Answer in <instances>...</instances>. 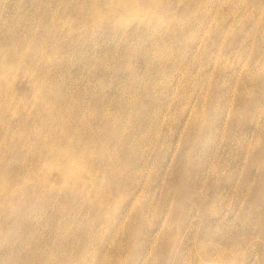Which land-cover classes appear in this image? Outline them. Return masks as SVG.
<instances>
[{
  "label": "rangeland",
  "instance_id": "1",
  "mask_svg": "<svg viewBox=\"0 0 264 264\" xmlns=\"http://www.w3.org/2000/svg\"><path fill=\"white\" fill-rule=\"evenodd\" d=\"M150 1L0 0V264H264V0Z\"/></svg>",
  "mask_w": 264,
  "mask_h": 264
},
{
  "label": "bare ground",
  "instance_id": "2",
  "mask_svg": "<svg viewBox=\"0 0 264 264\" xmlns=\"http://www.w3.org/2000/svg\"><path fill=\"white\" fill-rule=\"evenodd\" d=\"M121 1H122V0H121ZM151 1H152V0H151ZM151 1H150V2H151ZM155 1H156V0H155ZM104 2H105V1H104ZM104 2H103V3H104ZM88 5H89V4H88ZM110 6H111V5H110ZM114 6H115V5H114ZM143 6H144V5H143ZM111 7H113V6H111ZM116 7H118V6H115V8H116ZM138 7H139V6H138ZM154 7H155V6H154ZM90 8H91V7H90ZM118 8H119V7H118ZM120 8H121V7H120ZM155 8H156V7H155ZM93 9H94V8H93ZM96 9H98V8H96ZM130 9H131V8H130ZM132 9H133V8H132ZM119 10H120V9H119ZM119 10H118V11H119ZM137 10H138V9H137ZM139 10L142 11L141 8H139ZM78 11H79V10H78ZM93 11H94V10H93ZM95 11H96V10H95ZM95 11H94V12H95ZM115 11H116V10H115ZM144 11H146V10H144ZM167 11H168V10H167ZM96 12H97V11H96ZM96 12H95V13H96ZM98 12H99V11H98ZM132 12H133V11H132ZM154 12H155V10L153 11V13H154ZM77 13H78V12H77ZM112 13H113V12H112ZM114 13H115V12H114ZM114 13H113V14H114ZM126 13H128V11H127ZM129 13H130V12H129ZM133 13H134V12H133ZM93 14H94V13H93ZM139 14H140V13H139ZM169 14H170V13H169ZM172 14L174 15V13H172ZM133 15H134V14H133ZM155 15H156V14H155ZM94 16H95V15H94ZM100 16H101V15H99V17H100ZM109 16H111V15H109ZM124 16H125V15H124ZM129 16H130V14H129ZM171 16H172V15H171ZM95 17H96V16H95ZM151 17H153V16H151ZM170 18H171V17H170ZM155 22H156V20H155ZM173 23H174V21H173ZM173 23H172V24H173ZM175 23H176V21H175ZM176 24H177V23H176ZM172 28H174V27H172ZM172 28H171V29H172ZM175 34H178V33L176 32ZM175 34H174V35H175ZM180 35H181V34H180ZM17 54H18V53H17ZM21 57H22V56H19V58H21ZM32 58H33V57H32ZM21 59H23V58H21ZM19 60H20V59H19ZM17 61H18V59H17ZM4 63H5V62H4ZM4 63H3V64H4ZM6 64H7V61H6ZM8 64H9V63H8ZM7 69H8V67H7ZM4 73H6V72H4ZM8 73H9V72H8ZM57 121H58V120H57ZM57 121H56V122H57ZM58 124H59V123H58ZM71 138H72V137H71ZM68 139H69V138H68ZM60 140H61V139H60ZM62 142H63V141H62ZM70 145H71V144H70ZM70 145H69V146H70ZM75 145H76V144H75ZM66 146H67V145H66ZM69 146H68V148H69ZM82 147H83V146H82ZM58 148H60V147H58ZM58 148H56V149H58ZM81 149H82V148H81ZM88 149H89V148H88ZM88 149H87V150H88ZM58 150L60 151V149H58ZM69 150H70V148H69ZM54 151H55V150H54ZM54 151L52 152L53 154H54ZM81 151H82V150H80V152H81ZM56 152H57V150H56ZM69 152H71V151H69ZM75 152H76V151H75ZM77 152H78V151H77ZM77 152H76V153H77ZM82 152H83V151H82ZM94 152H95V151H94ZM94 152H93V153H94ZM59 153H60V152H59ZM59 153L57 152V155H58ZM95 153H96V152H95ZM61 154H63V152H62ZM96 154H97V153H96ZM96 154H95V155H96ZM43 155H44V154H43ZM59 155H60V154H59ZM71 155H72V154H71ZM80 155H81V153H80ZM54 156H55V155H54ZM67 156H68V154H67ZM73 156H74V155H73ZM93 156H94V155H93ZM85 157H86V156H84V158H85ZM55 158H56V157H55ZM69 158H70V157H69ZM73 158H76V156L73 157ZM94 158H95V157H93V159H94ZM62 159H63V158H62ZM76 159H77V158H76ZM95 159H96V158H95ZM60 160H61V159H60ZM73 160H75V159H73ZM79 160H80V159H79ZM79 160L77 159V161H79ZM70 161H71V160L69 159V162H70ZM75 161H76V160H75ZM81 161H82V160H81ZM94 161H95V160H94ZM87 163H88V161H87ZM94 163H95V162H94ZM49 164H50V163H49ZM66 165H67V164H66ZM78 165H79V164H78ZM58 166H59V165H58ZM68 166H70V165L68 164ZM94 166H95V165H94ZM90 167H92V166H90ZM58 169H59V168H58ZM54 170H55V169H54ZM66 170H67V169H66ZM66 170H64V171L67 172ZM70 170H71V168H70ZM62 171H63V170H62ZM64 171H63V172H64ZM81 171H82V170H81ZM83 171H84V170H83ZM93 171H94V170H93ZM5 172H6V171H5ZM50 172H51V171H50ZM55 172H56V171H55ZM61 173H62V172H61ZM91 175H93V174H91ZM96 175H97V174H96ZM84 176H85V175H84ZM74 179H75V178H74ZM66 180H67V179H66ZM11 181H12V180H11ZM70 182H71V181H70ZM11 183H12V182H11ZM11 183H10V184H11ZM0 184H3V183H0ZM8 184H9V183H8ZM83 184H84V183H83ZM0 186H1V185H0ZM6 187L9 188L10 186H9V187L6 186ZM80 187H81V185H80ZM80 187H79V188H80ZM4 188H5V187H4ZM4 190H5V189H4ZM80 190H82V189H80ZM2 191H3V190H2ZM2 194H3V193H2ZM10 197H11V196H10Z\"/></svg>",
  "mask_w": 264,
  "mask_h": 264
}]
</instances>
